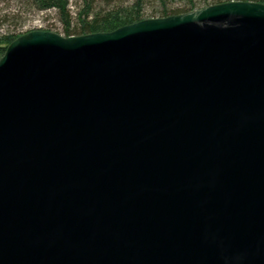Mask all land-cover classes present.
Returning a JSON list of instances; mask_svg holds the SVG:
<instances>
[{
  "label": "water",
  "instance_id": "95a60500",
  "mask_svg": "<svg viewBox=\"0 0 264 264\" xmlns=\"http://www.w3.org/2000/svg\"><path fill=\"white\" fill-rule=\"evenodd\" d=\"M0 264H264V4L15 39Z\"/></svg>",
  "mask_w": 264,
  "mask_h": 264
},
{
  "label": "trees",
  "instance_id": "16d2710c",
  "mask_svg": "<svg viewBox=\"0 0 264 264\" xmlns=\"http://www.w3.org/2000/svg\"><path fill=\"white\" fill-rule=\"evenodd\" d=\"M19 1L40 12L56 11L65 37L109 33L146 19L167 18L229 2L264 4V0H77L73 15L70 0ZM180 3L182 5L178 6ZM19 36L10 32L0 33V58Z\"/></svg>",
  "mask_w": 264,
  "mask_h": 264
},
{
  "label": "rangeland",
  "instance_id": "374dc122",
  "mask_svg": "<svg viewBox=\"0 0 264 264\" xmlns=\"http://www.w3.org/2000/svg\"><path fill=\"white\" fill-rule=\"evenodd\" d=\"M76 3H78L77 0H70V8L73 15L76 11ZM181 5L182 3L178 6ZM199 6H203V4ZM35 30L49 31L62 35L63 28L57 12L54 10L40 12L19 0H0V33L10 32L22 35Z\"/></svg>",
  "mask_w": 264,
  "mask_h": 264
}]
</instances>
